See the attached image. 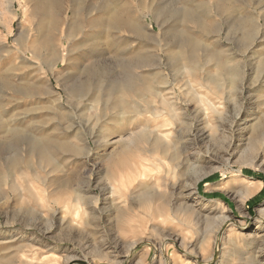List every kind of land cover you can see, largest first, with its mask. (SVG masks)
<instances>
[{
  "label": "rangeland",
  "instance_id": "obj_1",
  "mask_svg": "<svg viewBox=\"0 0 264 264\" xmlns=\"http://www.w3.org/2000/svg\"><path fill=\"white\" fill-rule=\"evenodd\" d=\"M91 1L61 0L50 28L34 1L0 0V264H264V0H109L136 31L104 24ZM47 32L60 59L53 71L28 67V39ZM190 36L229 57L234 84L224 74L217 90L206 79L217 68L202 50L196 71L175 61ZM149 53L159 68L133 72L148 87L157 73L160 95L140 87L142 114L127 120L116 104L132 94L106 89ZM40 130L71 148L45 161L27 155ZM156 135L171 144L164 157L145 151ZM124 151L130 169L114 170Z\"/></svg>",
  "mask_w": 264,
  "mask_h": 264
},
{
  "label": "bare ground",
  "instance_id": "obj_2",
  "mask_svg": "<svg viewBox=\"0 0 264 264\" xmlns=\"http://www.w3.org/2000/svg\"><path fill=\"white\" fill-rule=\"evenodd\" d=\"M32 1H34L33 11L34 12L40 11L42 13L41 17L43 19H41V23L49 24L50 28H52L53 24H55L57 21L56 18H58L60 15V13L57 12V7L59 6V4H60L59 2L61 0H32ZM77 1H78V4H82L81 0H77ZM94 5H97V3H95L92 0L90 2V6L94 7ZM99 6L101 7L99 9H102L101 11L108 14L107 18L104 19V21H103L104 24H107V25L112 26V27H116L120 31L122 29L123 30L124 29H130V30L136 31L140 28L139 24L137 23V20L132 18L129 15L128 11H126L125 9L123 11L112 9L109 0H100ZM223 9L224 8L220 5L219 10H223ZM73 14L74 15L76 14L75 9H73ZM251 24L254 25L253 23H251ZM252 25H250V23H249V25L247 24L248 27L246 26V32H245V34L243 33L248 39L253 35V32L255 30V28H254L255 25L254 26H252ZM77 27L78 26L76 24V21L75 22L72 21L70 23V26L66 32V38L68 40H70L72 36H75L76 34H78L76 32ZM201 27L204 30H207V28H208V26L205 23H203V25H201ZM52 37H53V34H51L50 32H47L43 36H41L39 39H36V40L28 39L30 46H27V48L25 49V51L28 55H24L22 57V62L27 64L28 67L34 66V67H37L41 71L44 70V66H48V69L53 71L54 67L57 64L60 57H57L56 60H53V58L56 55V52L52 48ZM204 45H205L204 41L196 39L195 36L194 37L190 36V37L186 38L185 40H182L178 44L177 59L175 61H178V62L179 61H186L188 63L189 69L191 71H196L198 68H200V64L196 60L195 53L198 50H202V51H204V57H206L205 65H207V66L215 65L217 68V74L216 75L218 78H215V76L210 77V75H208L206 79L210 80L213 83V85L216 87L217 90H219L221 87L220 80L224 74L230 75L231 76L230 83L234 84L236 81V78L239 75L238 67L228 65L227 63L230 60L229 57L225 58L220 50H209L208 48H205ZM24 47H25V44H24ZM30 56H32L36 61L31 59ZM157 60L158 59H157V56L155 54L149 53V54L145 55L144 57L142 56L141 58H139L137 63H135V65H133L131 63H130V65H128L125 63L123 65V70H124L123 77L120 80L114 82L111 86H109V88L107 87L106 90L108 92H106V94L108 95V97L109 96L111 97L112 94H115L118 91H121L124 94H127V93L132 94L130 100H129V97H128V99L122 98L118 102V104H116V106L119 108L120 111L123 110L122 114H124V116H125V118H127V120H129V119L138 120L139 116L142 114V111L137 110V107L134 108V105H133L135 103L138 104L137 98L140 97V94L138 92L140 87H144V89H146L144 91L148 92L149 95H151L154 98H156V97H158V95H160V91L158 90V78H157L158 74L157 73L155 74L153 71H149L148 76L146 78L148 79V81L151 82V84L149 83L150 85L148 87L147 86V80L143 76L134 74V72H133V68H139V67H144V66L150 67L151 68L150 70H153L155 68L157 69V67L159 68V66H158L159 61H157ZM263 65L264 64H262V66ZM130 69H131V72H130ZM104 93H105V91H104ZM71 94H73V96L74 95L80 96V94H82V92L79 90V88L77 86H75V87L71 88ZM106 94H104V95H106ZM101 95H102V93H101ZM104 95H102V97H104ZM138 107H140V106H138ZM141 109H142V107H141ZM1 128H2V126H1ZM150 131H152V130H150ZM39 132H40L39 133L40 135H37V134L32 135L31 134L29 136V144L26 148L27 155H29V156L38 155L41 157V159L43 161H45V160H51L52 159L53 152L61 151V150H68L71 148L69 142L64 141V140H60V139L54 137L53 135L46 134L45 130H40ZM146 132H147V129H145L142 132L143 135H145ZM11 134L13 135V137L16 140L19 139L20 136L24 135L23 130L20 128L12 129ZM156 136L157 137H154V141L151 144V149H147L145 151H151L152 153L158 152V153H161V156L163 153L165 156L166 154H168L169 149L171 147V144L165 143L163 141L164 138L162 139V137L160 135H156ZM140 137H142V135ZM131 144H132V142L125 144V147L128 148V147H130ZM74 149L76 150L77 148L75 147ZM173 155L174 156H173L172 160L176 159L178 157L177 153H175ZM122 156H124V157H122V158H120L114 162V164H113L114 170L117 169L118 166L122 167V168L130 169V161L128 159V154L126 153V151H124ZM164 156H162V157H164ZM186 160L188 161L189 159L187 158ZM173 163H175V162H173ZM17 164H18V159L16 157L9 158L6 161V165L8 168H9V166H11V167L16 166ZM183 164H185V161L183 162ZM133 165H139V166H137L139 168V172H140V174L143 173V171H142L143 169H141V166H144L143 161H140V162L136 161ZM174 166L177 167L178 164H175ZM19 168H20V166H19ZM172 172H175L174 167L172 169ZM201 178H198L197 181L200 180ZM112 179L115 182L117 179L116 175H113ZM13 190H14V186H11L10 190L7 191L8 192L7 194H10L11 191H13ZM245 191H246L247 195L252 193L249 189H247ZM75 211H77L76 208H75ZM75 213H77V212H75ZM261 214L262 215L260 216L259 223H264V212L262 211ZM182 251L186 254H189V252L187 250H185V248L182 249Z\"/></svg>",
  "mask_w": 264,
  "mask_h": 264
}]
</instances>
